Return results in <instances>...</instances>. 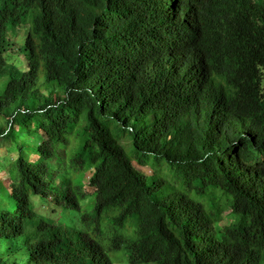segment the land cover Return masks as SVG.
Masks as SVG:
<instances>
[{
    "label": "trees",
    "instance_id": "16d2710c",
    "mask_svg": "<svg viewBox=\"0 0 264 264\" xmlns=\"http://www.w3.org/2000/svg\"><path fill=\"white\" fill-rule=\"evenodd\" d=\"M8 23H30L23 72L2 54ZM1 74L0 136L35 134L42 161L19 150L6 164L16 208L0 213V240L23 237L31 197L80 212L82 179L96 220L135 225L103 247L40 222L26 264H112L122 244L136 263L261 264L264 0H0ZM232 216L231 240L212 239Z\"/></svg>",
    "mask_w": 264,
    "mask_h": 264
},
{
    "label": "rangeland",
    "instance_id": "374dc122",
    "mask_svg": "<svg viewBox=\"0 0 264 264\" xmlns=\"http://www.w3.org/2000/svg\"><path fill=\"white\" fill-rule=\"evenodd\" d=\"M30 23L12 25L7 24L5 39L2 49V54L6 60L8 69H13L18 72H23L26 69L25 53L23 48L24 38L29 31ZM8 75H0V95L7 84ZM1 124V123H0ZM72 138L70 142H72ZM126 141L122 140V144L127 145ZM39 141L35 137V134L29 132L25 133L22 129L13 132V139H8L0 136V169L4 170V177L0 174V213L2 211H13L16 208L15 202L10 199L6 192V186L9 187L15 181H17L16 174L14 172L6 173V164L15 160L19 154V150L22 151V155L25 156L30 162L38 160L39 156L36 152ZM71 148V147H70ZM65 154L62 151L56 150L54 152L53 161H47L51 170L56 168V164L61 160ZM69 155L66 153L65 160H68ZM1 171V172H2ZM61 175L59 178V184L54 179L55 185L58 187V192H63L67 187V181L62 179V176L69 175V163L66 161L60 167ZM57 179V177H56ZM8 180V181H7ZM6 185V186H5ZM59 185V186H58ZM79 187L83 189L85 198L79 200L80 212L73 210L65 211L62 207H52L51 198L43 200L39 197H31L30 209L34 213V217L27 221L23 237L13 240H0V257L5 259L8 264H26L28 260L27 244L31 240L39 237L35 235V230L40 222L47 223L49 225H60L73 228L76 231H80L90 240H96L102 244L103 247L110 242L113 235H119L126 239L135 238V225L133 220H127L122 228H115L110 218L115 214L102 215L99 220H96L95 215L91 211L93 205V194L87 187V183L82 179L79 183ZM88 197V198H87ZM90 202V206L87 208ZM205 202V201H204ZM1 215V214H0ZM222 219V218H220ZM238 227V218L233 217L228 224H224L223 221L214 224L210 231V236L215 240H231L228 235L229 231L235 232ZM261 264H264V250L261 252ZM112 264H156L154 262L136 263L132 262V253L130 246L122 244L119 249L108 253Z\"/></svg>",
    "mask_w": 264,
    "mask_h": 264
}]
</instances>
